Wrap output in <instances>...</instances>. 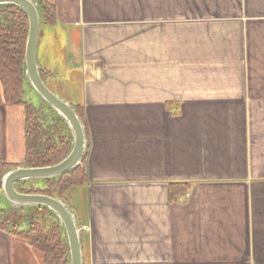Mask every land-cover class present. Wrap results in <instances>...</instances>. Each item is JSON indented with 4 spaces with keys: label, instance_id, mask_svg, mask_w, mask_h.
<instances>
[{
    "label": "crops",
    "instance_id": "obj_1",
    "mask_svg": "<svg viewBox=\"0 0 264 264\" xmlns=\"http://www.w3.org/2000/svg\"><path fill=\"white\" fill-rule=\"evenodd\" d=\"M42 1L44 82L87 128L84 264H264V0ZM25 144L0 83V165ZM0 264L44 262L0 229Z\"/></svg>",
    "mask_w": 264,
    "mask_h": 264
},
{
    "label": "trees",
    "instance_id": "obj_2",
    "mask_svg": "<svg viewBox=\"0 0 264 264\" xmlns=\"http://www.w3.org/2000/svg\"><path fill=\"white\" fill-rule=\"evenodd\" d=\"M35 1L40 4V13L43 22L46 20L50 21L52 7L42 0ZM27 35L28 18L26 14L15 6H1L0 65L2 64L3 68L0 66V83L3 89L4 103L13 107H21L24 110L26 143L24 165L32 168L54 166L61 163L68 156L71 141L70 139H65L64 134H60L59 128L66 129V126L51 111H49L53 115V121L51 122L55 128L52 130L51 126L49 131L46 132L44 129L47 126L44 125V122L37 123L38 116L35 112L38 109L31 102H28L25 96L27 91L25 81V48ZM7 59L10 63L9 66L5 65ZM44 75L42 72L43 80ZM76 111L84 122L83 110L77 107ZM54 135L55 139L53 137ZM41 141H44L42 142L44 143L43 146L40 145ZM7 169V166L0 165V180ZM44 183H48L51 186H58L59 192L53 194L50 193L49 189H32L28 192L21 189L20 192L47 195L64 200V193H67L74 187L81 186L82 184L85 185V165L57 179L44 181ZM32 211L35 213L34 218L28 220V223L23 226L22 230L16 233L25 238L32 248L43 255L44 264H69L67 240L64 229L58 219L44 208L33 209ZM42 212L43 214L47 213V215H42ZM3 214L5 213L1 211L0 229L6 231L7 228L5 225L7 224L6 220L8 216H4ZM23 215L18 214L19 217H24ZM28 217L26 216V218Z\"/></svg>",
    "mask_w": 264,
    "mask_h": 264
},
{
    "label": "water",
    "instance_id": "obj_3",
    "mask_svg": "<svg viewBox=\"0 0 264 264\" xmlns=\"http://www.w3.org/2000/svg\"><path fill=\"white\" fill-rule=\"evenodd\" d=\"M1 6H15L28 18V35L25 48V79L46 106L68 127L72 137V148L59 164L32 168L19 166L8 170L0 180L3 197L14 209L44 208L51 212L62 225L69 249V264H84L81 228L76 214L60 198L18 191L21 184L57 179L78 167H83L88 152L87 128L74 106L53 92L44 82L38 64V46L41 36L42 18L40 4L35 0H0Z\"/></svg>",
    "mask_w": 264,
    "mask_h": 264
},
{
    "label": "rangeland",
    "instance_id": "obj_4",
    "mask_svg": "<svg viewBox=\"0 0 264 264\" xmlns=\"http://www.w3.org/2000/svg\"><path fill=\"white\" fill-rule=\"evenodd\" d=\"M59 37L62 38V36H59ZM55 42L57 44H55L54 50L52 52L53 57H50V59H52V61H53V64L57 67V69L53 68V70H56V72H58L57 70L61 69V72H65L64 71V69L66 68L65 62H66V60H68L67 57L69 55L68 54L69 53V49L67 48V46L62 41H61L62 43L60 42L59 44H58V41H55ZM9 64L10 63L8 62V59H7V62H6L5 65L9 66ZM0 66L3 68L2 64ZM67 70H69L68 67H67ZM59 73L60 72H58V74ZM25 81H26V79H25ZM26 85H27V91L25 93V96H26L27 100H28V102H31V104L35 105L36 109H38V111L35 112L37 114V116H38L37 123H40V122L43 123L44 122V125L47 126L44 130H46V132H47V131H49L50 127L52 126V122L51 121H53V115L49 113V111H51V110L46 106V104L39 97H37V95L35 94L33 89L30 87V85L27 84V82H26ZM51 85L52 84L49 83V86H51ZM56 90L62 92L61 89H56ZM54 128L55 127L52 126V130ZM66 129H62L60 127L59 128V132H61L60 134H64L65 139H67V140L70 139V141H71L70 142V147H69L70 148L69 149V153H70V150L72 148V137H71L70 131H69L67 126H66ZM53 137L55 139V135ZM42 142H44V141H41V144H40L41 146L44 145V143H42ZM54 143H55V141H54ZM25 149H26V144H25ZM9 166L15 167L14 165H9ZM10 169H11V167H8L7 171L10 170ZM21 185H24V186H21ZM21 185H19L17 187V189L19 191L21 189L23 191H25V192H28V191H30L32 189H35V190L49 189L50 193H53V194H57L59 192V187L58 186H55V185L51 186L48 183L47 184L44 183V181L43 182H31V183H26V184H21ZM63 195H64V201L67 203V205L70 207V209L72 211H73V208L76 210V206L77 205L82 207L83 206V199H86L85 198L86 197V191L84 189V185L83 184L81 186L72 188L70 191H68L67 193H64ZM32 210L33 209H26V210L14 209L12 206H10L8 204V202L5 199V197H3L1 186H0V214H1V211H3L5 213L3 215L4 216L5 215L8 216L7 220H6L7 224L5 225L7 230H8L7 232H9L10 234H13V236L20 237V238L24 239L25 241H27L25 238L19 236L16 232H20L22 230L23 226H25V224L28 223V220L34 218L35 213ZM18 214H24L23 216L25 218L22 217V216L19 217ZM42 215H47V213L43 214V212H42ZM26 216H29V217L26 218ZM85 238L90 240V235L87 232L85 233ZM67 257L69 258V249L67 250ZM42 259H43V255H42Z\"/></svg>",
    "mask_w": 264,
    "mask_h": 264
}]
</instances>
